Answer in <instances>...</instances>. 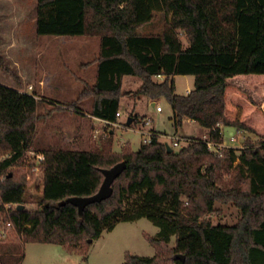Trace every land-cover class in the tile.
Masks as SVG:
<instances>
[{
    "label": "trees",
    "instance_id": "trees-1",
    "mask_svg": "<svg viewBox=\"0 0 264 264\" xmlns=\"http://www.w3.org/2000/svg\"><path fill=\"white\" fill-rule=\"evenodd\" d=\"M36 10L39 37L101 38L96 82L85 84L79 97L94 99V117L117 122L125 96L165 98L176 129L189 118L215 142L225 127L258 141L247 140L241 154L227 148L223 155L193 138L169 152L157 134L139 151L45 150L41 208L12 210L4 220L14 222L26 244L62 245L86 257L104 232L146 218L160 229L155 237L147 235L155 255L128 253L124 264H264V0H37ZM161 12V33L138 32ZM0 67L16 76L1 51ZM126 75L142 80L138 90H123ZM159 75L166 78L156 81ZM177 75L195 77L189 94H177ZM39 103L35 95L0 84V200L8 204L31 198L26 174L9 169L32 149ZM123 161L127 168L110 198L88 205L83 214L70 202L61 205L96 194L103 170ZM216 203L234 205L237 223L206 218ZM8 256L10 263L23 259ZM1 263L7 262L0 256Z\"/></svg>",
    "mask_w": 264,
    "mask_h": 264
},
{
    "label": "rangeland",
    "instance_id": "rangeland-1",
    "mask_svg": "<svg viewBox=\"0 0 264 264\" xmlns=\"http://www.w3.org/2000/svg\"><path fill=\"white\" fill-rule=\"evenodd\" d=\"M36 7L37 0H0V51L6 64L16 75L14 77L0 67V84L35 95L40 100V117L36 124L32 149L26 152L16 166L9 169L26 174L31 197L26 204L30 210L40 208L37 198L42 192L44 181L42 165L39 166V171H33L32 164L36 162V153L50 149L96 148H109L116 152L113 147L119 150L121 145L126 143L130 144L132 150L137 151L146 138L139 130V124L131 129L123 127L126 126L125 123L122 126L118 123L102 126V123L92 122L91 109L94 99L90 97L80 100L79 97L85 84L93 85L96 82L98 63L94 61L101 50V38L39 37L33 25L37 16ZM165 21L166 14L157 13L154 20L138 32L142 35L159 34L164 29ZM181 37L186 47L187 41L183 35ZM141 83L137 76L128 77L123 90L134 92L139 89ZM176 85L178 93L184 95L193 87L192 76L177 77ZM137 98L139 97L122 98V121L126 122L131 115L134 104L128 107V103L136 102V113L140 117L146 115L147 120H151V127L162 133L160 137L165 143H170L171 138L175 136L202 140L208 138V131L196 123L185 122L177 131L170 120L173 115L172 107L165 98L157 101V105L163 109L162 113L157 112L156 106H153L148 98ZM72 105L76 107H71ZM58 107L61 109L58 110ZM118 125L120 127L115 129V133L111 132ZM233 130L231 127L224 128V138L229 145ZM249 139L254 144L258 141V137L252 134H243L233 144L238 154L246 148ZM181 144L185 146V142ZM126 147H123L122 151ZM1 179L3 181L5 177ZM239 217V211L234 205L222 203H216L215 212L206 216L213 224L223 225H234ZM4 221L1 216L0 224ZM159 230L146 218L119 223L114 230L104 232L99 239L94 240L85 257L79 252L70 253L62 245L26 244L17 230L12 229L6 239H0V246L4 247L0 256L3 262H7L4 264H124L128 253L141 257L153 256L155 247L148 241L147 235L155 237ZM175 241L176 238L173 237L171 246H175ZM15 246L20 249L14 250ZM9 254H22L23 259L18 263H10Z\"/></svg>",
    "mask_w": 264,
    "mask_h": 264
},
{
    "label": "built area",
    "instance_id": "built-area-1",
    "mask_svg": "<svg viewBox=\"0 0 264 264\" xmlns=\"http://www.w3.org/2000/svg\"><path fill=\"white\" fill-rule=\"evenodd\" d=\"M159 77H161V75H159ZM190 92L191 91L188 90V94ZM156 108H157L158 112L163 111L162 107L159 105H156ZM120 115H121V113L118 112L117 117H120ZM150 123H151V120L148 119L147 124H150ZM144 134H146V138L144 140V143L150 144L152 142V138H153V135L155 133L152 131H147V132H144ZM243 134H244V131L242 129L234 128L233 132L230 134V143L231 144L229 145L225 141L224 128H222V131H221L222 138H221L220 142H215V141L209 140L208 138H205L204 140L206 141L208 149L211 152H214L218 155H223V152L225 149L236 148V146L233 144H235L242 137ZM171 140L172 141L170 143L168 142L166 144L170 145L173 149L174 148H180V147L182 148L183 147V144H181L182 142H185L184 145L186 146L190 141H192L191 138L179 137V136L172 137ZM36 157L37 158H36L35 164H37V165L32 164L33 165V171H39V169H40L39 166H41L45 160V155L43 153H38V154L36 153ZM20 205L21 204H19V203L8 204V203L4 202L3 200H0V219H1V216H3V214L9 213L12 210H18ZM22 205H24V209L30 210L27 208L28 204H22ZM40 208H41V205H40ZM12 229L15 230L16 227H15L14 222L11 219L2 222L0 224V239H6L9 236L10 230H12ZM17 232H18V230H17Z\"/></svg>",
    "mask_w": 264,
    "mask_h": 264
},
{
    "label": "crops",
    "instance_id": "crops-1",
    "mask_svg": "<svg viewBox=\"0 0 264 264\" xmlns=\"http://www.w3.org/2000/svg\"><path fill=\"white\" fill-rule=\"evenodd\" d=\"M33 25H34V28H35V31L37 32V16L34 18V22H33ZM132 75H126V76H124V78H123V85H124V82H125V80L126 79H128V77H131ZM179 76H192V75H177V76H174V80H175V84H176V80H177V77H179ZM132 77H134V76H132ZM136 77V76H135ZM166 77L164 76V75H161V77H159V76H157V77H155V80L156 81H163L164 79H165ZM192 80H193V87L191 88V89H189L190 91L191 90H193L194 89V84H195V77L194 76H192ZM142 81V80H141ZM142 84V83H141ZM141 84L139 85V87L138 88H140V86H141ZM1 85H3V84H1ZM4 86H6V85H4ZM10 88H13V89H16V88H14V87H10ZM137 88V89H138ZM176 92H177V94H179L178 93V91H177V85H176ZM188 94V90L185 92V94L184 95H187ZM180 95H182V94H180ZM144 97H146V96H143V98ZM142 97H139V98H137V99H141ZM146 98H148V97H146ZM150 101H151V104L153 105V106H156L157 105V101H159V100H157V101H155V100H152V99H150V98H148ZM136 102H130V103H128V107L129 106H133V104H134V106L132 107V112H131V115H130V117L131 118H133V117H138V119L135 121V119L133 118V123L131 124V125H128L127 124V121L125 122V121H122V116H123V113H122V110H121V106H120V111L119 112H121V115H120V117H118L117 118V122H115V123H111V122H108V121H105V120H102V119H100V118H97V117H94L92 114H91V117H92V119H93V121L92 122H94L95 123V121H97V122H99V123H102L101 125L102 126H105V125H107V124H109V125H112V124H119L120 126H122L124 123H125V125L126 126H123V127H125V128H136L137 126H139V125H141V128L139 129L140 131H141V133L144 135V137H146V134H144V132H147V131H152V132H154L155 134H157L158 135V138H159V141H161V142H163V143H165L164 141H162V139H161V137H160V134H162V133H160V132H157L153 127H151V124L152 123H150V124H147V116L145 115V116H143V117H140V115H138L137 113H136V104H135ZM172 107V106H171ZM172 111H173V108H172ZM158 112V111H157ZM163 112V111H162ZM162 112H159V113H162ZM129 117V118H130ZM173 117H174V111H173V115H172V117H171V121L173 122V126L175 127V123H174V119H173ZM185 122H191V123H196V124H199V123H197V122H195L193 119H189V118H186L185 120H184V123ZM139 124V125H138ZM115 126V128L113 129V130H111V132H114L115 133V129L116 128H119L120 126ZM176 128V127H175ZM231 128H235V127H231ZM177 131H178V129H176ZM80 133V132H79ZM167 135V134H166ZM144 143V142H143ZM143 143H141V145H140V147H139V149L141 148V146H142V144ZM113 144H114V141H113ZM114 146V145H113ZM125 146H130V144L128 143H126V144H123V145H121V147H120V149L119 150H115L114 149V147H113V151H116V152H119V151H122V149H123V147H125ZM130 148H131V146H130ZM132 149V148H131ZM139 149L137 150V151H139ZM133 151H135V150H133ZM141 220V219H140ZM140 220H138V221H140ZM118 226V225H117ZM29 244V243H28ZM44 244V243H43ZM155 255V254H154ZM153 255V256H154ZM152 257V256H151Z\"/></svg>",
    "mask_w": 264,
    "mask_h": 264
},
{
    "label": "water",
    "instance_id": "water-1",
    "mask_svg": "<svg viewBox=\"0 0 264 264\" xmlns=\"http://www.w3.org/2000/svg\"><path fill=\"white\" fill-rule=\"evenodd\" d=\"M133 123V118H128L127 124L131 125ZM167 149L169 152L173 151V148L170 145H167ZM127 168V163L125 161L116 164L114 167L110 169H104L103 174L105 179L99 189V191L88 197H72L63 201L61 205H65L67 202L72 203L73 205L78 207L79 213L83 214L85 208L94 203H101L102 201L110 198L114 193L113 183L115 180L121 176V174ZM19 209H24V205H20ZM184 260V256H182Z\"/></svg>",
    "mask_w": 264,
    "mask_h": 264
}]
</instances>
